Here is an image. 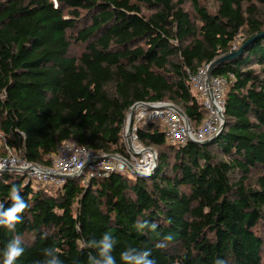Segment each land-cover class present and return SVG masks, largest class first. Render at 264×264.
Instances as JSON below:
<instances>
[{
    "label": "trees",
    "instance_id": "trees-1",
    "mask_svg": "<svg viewBox=\"0 0 264 264\" xmlns=\"http://www.w3.org/2000/svg\"><path fill=\"white\" fill-rule=\"evenodd\" d=\"M189 1L195 21L185 0H0V134L7 145L42 166L63 142L125 155V121L137 102L173 103L197 127L206 112L190 77L264 31V0H215L213 12ZM72 42L84 46L78 57L69 56ZM212 75L227 79L221 134L205 145L173 146L156 124L140 123L139 142L157 151L148 177L83 175L51 191L1 173L0 202L9 206L15 186L29 207L13 230L0 228V249L20 235L18 264H33L46 247L63 264H88L94 250L81 244L108 233L118 264L128 247L151 248L157 264H262L264 36ZM254 169L262 171L252 181ZM142 221L158 227L141 230Z\"/></svg>",
    "mask_w": 264,
    "mask_h": 264
},
{
    "label": "built area",
    "instance_id": "built-area-1",
    "mask_svg": "<svg viewBox=\"0 0 264 264\" xmlns=\"http://www.w3.org/2000/svg\"><path fill=\"white\" fill-rule=\"evenodd\" d=\"M211 63L204 64L190 77L189 86L201 102L206 116L194 127L178 113L177 106L170 102H137L132 107L131 124L127 114L123 130L126 154L96 153L74 142H63L52 156L50 166H42L13 154L4 140L7 152L0 155V172L19 173L25 183L33 189L43 187L48 190L61 188L66 178L74 174L86 177H107L111 173H123L130 177L137 173L150 174L156 168L157 152L143 146L137 138L138 125L142 122L156 124L168 145H183L188 141L201 142L215 134L224 111V92L227 79L209 73ZM231 77V75H230ZM131 107V108H132ZM130 108V109H131ZM181 110V109H180ZM75 176V177H78Z\"/></svg>",
    "mask_w": 264,
    "mask_h": 264
},
{
    "label": "clouds",
    "instance_id": "clouds-1",
    "mask_svg": "<svg viewBox=\"0 0 264 264\" xmlns=\"http://www.w3.org/2000/svg\"><path fill=\"white\" fill-rule=\"evenodd\" d=\"M10 204L5 207L4 202H0V228L13 230L15 226L23 221L21 215L26 208L29 207L25 198L20 191L13 186L9 196ZM137 227L141 230H155L158 225L156 223L149 224L147 221L140 222ZM166 239L170 240L171 236ZM117 244V240L111 234L105 233L98 239L84 241L81 244V250L90 248L94 250L88 255V264H118L117 258L113 255V250ZM157 248L165 247L159 243L155 245ZM25 253V247L20 235L10 239L3 249H0V264H18V259ZM42 258L33 262V264H63V261L51 247L42 249ZM120 264H157L152 258V249L136 247H128L119 254ZM216 264H224L223 260L217 259Z\"/></svg>",
    "mask_w": 264,
    "mask_h": 264
},
{
    "label": "rangeland",
    "instance_id": "rangeland-1",
    "mask_svg": "<svg viewBox=\"0 0 264 264\" xmlns=\"http://www.w3.org/2000/svg\"><path fill=\"white\" fill-rule=\"evenodd\" d=\"M201 4L204 5L205 7H207L208 10L211 11V12H213L216 9V6H217V2L215 0H201ZM184 7H185L186 10L189 11V13L191 15V18L195 21V13H194V10H193L189 0H185ZM259 9H260V12L264 11L263 7H260ZM196 23H198V21ZM242 38L243 37H241V36H239L237 38V40L235 41L236 43L234 44V48H236V46H238L239 43L242 42V40H241ZM83 51H84V46L83 45L76 44L75 42H72L70 44L69 56L78 57ZM255 67L256 68H261V66H255ZM0 151L1 152H7L6 148L4 147V140L2 138H0ZM10 151L13 154H17L18 155V153H16V151H14L12 148L10 149ZM261 171H262L261 169H254L252 171V173H251V180L253 181L255 179V177ZM53 190L54 189H52L51 191H53ZM261 255H262V264H264V250L261 252ZM176 264H178V263H176Z\"/></svg>",
    "mask_w": 264,
    "mask_h": 264
},
{
    "label": "water",
    "instance_id": "water-1",
    "mask_svg": "<svg viewBox=\"0 0 264 264\" xmlns=\"http://www.w3.org/2000/svg\"><path fill=\"white\" fill-rule=\"evenodd\" d=\"M54 1H56V0H54ZM262 36H264V31H262V32H260V33H258V34H256V35H254V36H252V37H250V38H248L239 48H238V50L237 51H235V52H232V53H230L229 55H227V56H225V57H223V58H220V59H217V60H215V61H213L212 63H211V65H210V70H209V73L210 74H212L213 73V69H214V67L218 64V63H220V62H223V61H225V60H228V59H230V58H232V57H234V56H237V55H239L243 50H244V48L245 47H247L249 44H251L253 41H255V40H257L258 38H260V37H262ZM178 110V113L184 118V120L185 121H187V117H186V115H185V113L182 111V110H180V109H177ZM133 112H134V108L132 107L131 109H130V111H129V125L131 124V119H132V114H133ZM224 114L222 113L221 114V123H220V127H219V129H218V131L215 133V134H213L212 136H210L209 138H207L206 140H204V141H201V142H195V143H197V144H202V145H205V144H208V143H210V142H212L214 139H216L220 134H221V132H222V130H223V127H224ZM194 142V141H193ZM155 170V169H154ZM154 171H152L150 174H152ZM2 172H0V174H1ZM149 174V175H150ZM75 176H78L77 174H74L72 177H75ZM137 176L138 177H148V174H145V173H137Z\"/></svg>",
    "mask_w": 264,
    "mask_h": 264
}]
</instances>
